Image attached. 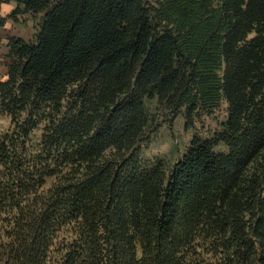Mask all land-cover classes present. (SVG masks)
I'll use <instances>...</instances> for the list:
<instances>
[{"label":"trees","instance_id":"trees-1","mask_svg":"<svg viewBox=\"0 0 264 264\" xmlns=\"http://www.w3.org/2000/svg\"><path fill=\"white\" fill-rule=\"evenodd\" d=\"M27 12L0 81L25 114L0 134V264H264V0H0V29ZM221 100L169 170L138 157L146 102L189 122Z\"/></svg>","mask_w":264,"mask_h":264},{"label":"rangeland","instance_id":"rangeland-1","mask_svg":"<svg viewBox=\"0 0 264 264\" xmlns=\"http://www.w3.org/2000/svg\"><path fill=\"white\" fill-rule=\"evenodd\" d=\"M154 6H157L159 0H149ZM3 16H7L8 11H3ZM43 14L27 12L18 15L17 21L7 19L5 25L0 29V81L7 78L8 48L7 41L10 37H18L26 42H33L37 35ZM147 113L151 127L146 130L145 135L140 141L137 155L145 161L155 163L162 162L166 170L178 161L184 154L191 138L198 135L204 139L213 138L222 130V124L227 116V103L221 100L218 106L207 110H199L192 121H187L184 113L176 118H171L167 109L161 108L155 101L146 102ZM50 110L40 112L36 125L33 127L30 139L34 145L40 141L51 117ZM25 114H17L16 118L3 112L0 107V134H11L17 122L24 120ZM216 151H225L223 144L215 147ZM55 182L48 178L45 185L38 193L45 192L51 188Z\"/></svg>","mask_w":264,"mask_h":264},{"label":"crops","instance_id":"crops-1","mask_svg":"<svg viewBox=\"0 0 264 264\" xmlns=\"http://www.w3.org/2000/svg\"><path fill=\"white\" fill-rule=\"evenodd\" d=\"M15 6H16V3L14 2V1H12V2H10V3H4L3 5H2V13H3V11H8V13L9 12H11L14 8H15ZM3 15V14H2Z\"/></svg>","mask_w":264,"mask_h":264}]
</instances>
